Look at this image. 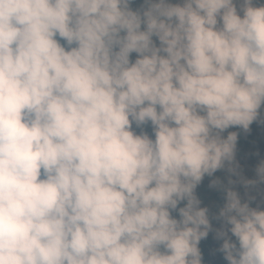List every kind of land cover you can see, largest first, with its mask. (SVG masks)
<instances>
[{"label": "clouds", "instance_id": "9594fccd", "mask_svg": "<svg viewBox=\"0 0 264 264\" xmlns=\"http://www.w3.org/2000/svg\"><path fill=\"white\" fill-rule=\"evenodd\" d=\"M130 3L0 0V264H201L195 190L264 124V4ZM223 190L227 264H264V210Z\"/></svg>", "mask_w": 264, "mask_h": 264}, {"label": "rangeland", "instance_id": "374dc122", "mask_svg": "<svg viewBox=\"0 0 264 264\" xmlns=\"http://www.w3.org/2000/svg\"><path fill=\"white\" fill-rule=\"evenodd\" d=\"M158 2V0H154ZM167 3L173 5H183V0H167ZM236 4L238 13L240 11V6L242 0H234ZM130 7V6H129ZM242 15V13H240ZM144 26L142 25V30ZM123 35V33H121ZM157 47H159V41L156 37L152 38ZM163 55V53H161ZM138 58V54L132 53L130 55V60L134 62ZM261 114V119H264V105L261 106L259 110ZM132 130L136 134L147 133L150 138H154L153 130L151 124L144 125L140 128H137L135 123H133ZM248 142L242 146L236 147L235 153V162L238 165L237 173L234 175L229 173L226 168L218 170L212 177L205 176L201 184L195 190V194L200 199V207L208 209V218L211 224V229L209 230L208 236L205 239L206 242L211 243L210 250L206 261L201 260V264H220L218 261L220 249L223 244V239L217 237V231L220 230L223 226V220L217 219L219 216L220 210L223 208L226 201H217L214 198L210 197L211 195L203 192L202 188L204 184L208 186L211 185L213 180H219L221 185L231 188L236 191L242 203L248 202L249 206L252 208L259 207L260 210H264V183L259 182V178L256 173V169L260 162L264 160V124L258 121H254L251 126V134L249 135ZM229 180L234 181L233 184H229ZM252 180L257 181L255 185H249L245 187L243 181ZM230 227V226H228ZM232 241L235 242V237L231 236V233H228ZM216 256H218L216 258Z\"/></svg>", "mask_w": 264, "mask_h": 264}, {"label": "trees", "instance_id": "16d2710c", "mask_svg": "<svg viewBox=\"0 0 264 264\" xmlns=\"http://www.w3.org/2000/svg\"><path fill=\"white\" fill-rule=\"evenodd\" d=\"M153 2H154V0H153ZM261 4H264V0H254V6H260ZM129 6H130L131 10L141 11V12L143 10H146V8L148 7V5L145 3V0H131V3ZM57 39L67 49L66 42L61 40L59 37H57ZM74 46L75 45H73V47ZM251 126H252V124L250 125L249 130L247 132H245L241 128H236V127L229 128L225 133H223V135L226 136L228 134V132H233V131L237 132L238 133V140H237L236 147L242 146V145L246 144V142H248L247 139H248L249 135L251 134ZM224 188H228V187L223 186V185H219L217 187H210L207 184H204L202 191L210 194L211 195L210 197L214 198L217 201H220V200L226 201L225 192L223 190ZM185 203L186 202H182L178 207H183ZM172 216L176 219H179L178 211H173ZM210 246H211V243L206 242L205 239H202L200 241L198 247H199L200 253H201V260L206 261L208 251L210 250ZM219 256L220 257L216 256V258L218 257L217 262H219L220 264H227V261L224 258V253L222 251H220Z\"/></svg>", "mask_w": 264, "mask_h": 264}]
</instances>
